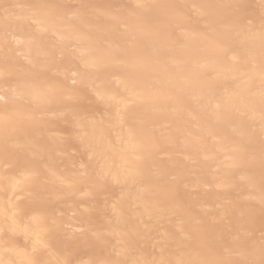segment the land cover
<instances>
[{
  "label": "bare ground",
  "instance_id": "bare-ground-1",
  "mask_svg": "<svg viewBox=\"0 0 264 264\" xmlns=\"http://www.w3.org/2000/svg\"><path fill=\"white\" fill-rule=\"evenodd\" d=\"M205 2L0 0V264H264V0Z\"/></svg>",
  "mask_w": 264,
  "mask_h": 264
},
{
  "label": "rangeland",
  "instance_id": "rangeland-1",
  "mask_svg": "<svg viewBox=\"0 0 264 264\" xmlns=\"http://www.w3.org/2000/svg\"><path fill=\"white\" fill-rule=\"evenodd\" d=\"M205 1H206V2H205L206 5H208V4H209V2H208L209 0H205ZM241 1H242V0H241ZM249 1H250V2H249ZM207 2H208V4H207ZM210 2H211V1H210ZM243 2H244V3H243ZM243 2H239V3H241V4L238 5V6H236V9H235V11H236V10L239 8L236 12H239V11L241 10V11L239 12L240 14H239V13H236V12H234V11H233V14H231V13H232V9H231V12H229V13H230V14H229V13L227 12V9L225 10V11L229 14V16L231 15L230 17H232V21H233V22H234V20L236 19V20H243L242 23H243V22L245 23L244 19L248 21L249 17H251L250 15L253 14V13H252L253 10L255 11V8H256V7L253 6V5H254L253 3H251L252 0H245V1L243 0ZM245 2H246V3H245ZM249 3H251V6L253 7V10H252V7L248 5ZM212 4H213V3H212ZM242 4H244V5H242ZM214 5H215V4H214ZM235 5H237V4H235ZM211 6H212V5H211ZM215 6H216V5H215ZM232 6H234V5H232ZM207 7H210V5H208ZM230 7H231V6H230ZM230 7H228V11H229V8H230ZM241 7H242V9H243V8H244V9L242 10ZM210 8H211V7H210ZM233 8H235V6H234ZM208 9H209V8H208ZM213 9H214V12L217 11V14H218V15H219L218 11H219L220 14H221V11H222V10H219L220 7H218V9H217V7H214V6H213ZM247 9H248V10H247ZM250 9H251V11H250ZM177 11H178V10H177ZM180 11H182L183 13H179V11L176 12V13H178V14H180V15H178V14L176 15V13H175V17H176V16H177V17L180 16L179 19H178V22L175 20V24H176V25L179 23V21H180L181 18H183V17L186 18V17L188 16L186 19L183 18L185 21L182 19L185 23H186V22L188 23L189 21H186V20H189V19H190V17H189L190 15H187L188 12H186V14H185V13H184V10L180 9ZM212 11H213V10H212ZM173 12H175V11H173ZM173 12H172V13H173ZM242 12H243V13H242ZM212 13H213V12H212ZM222 13H223V12H222ZM224 13H225V12H224ZM235 13H236V17H237L238 19H237V18H234L233 15H235ZM248 13H249L250 15H249ZM251 13H252V14H251ZM188 14H189V13H188ZM228 14H227V16H228ZM170 15H172V14H170ZM173 15H174V13H173ZM183 15H184V16H183ZM186 15H187V16H186ZM212 15H214V14H212ZM242 15H244V16H246V17L243 16V18H244V19H243V18H241ZM215 16H217V15H215ZM229 16H228V17H229ZM169 17H170V16H169ZM172 17H174V16H171V18H172ZM177 17H176V19H177ZM212 17H213V16H212ZM212 17H211V18H212ZM171 18H170V20H171ZM233 18H234V20H233ZM174 19H175V18H174ZM228 19H230V18H228ZM172 20H173V18H172ZM172 20L169 21V22L166 24V26H168V27H172L171 25L174 24V20H173V24H171V23H172ZM182 20L180 21V24L183 22ZM212 20H214V22H215V20L217 21L218 19H217L216 17H214V18H212ZM232 21L229 20V23H228V24H227L228 21H227V22L224 21V23L226 24V25H225V24L223 23V21L219 20V21H217V22H219L218 24H221V25H216V27H218V26H224V25H225V26H229V24H231L230 26L233 27L234 25H232V23H233ZM247 21H246V22H247ZM214 22H213V23L211 22L212 25L214 24ZM231 22H232V23H231ZM239 22H240V21H237L236 23L234 22V24H236V26L234 27L233 30H235L236 28H238V27H237V23L239 24ZM215 23H216V22H215ZM242 23H240V25H241L240 27H242ZM169 24H171V25H169ZM175 24L173 25V27L176 26ZM244 25H245V24H244ZM163 26H164V25H163ZM193 26H194V25H193ZM193 26H192V27H193ZM230 26H229V27H230ZM238 26H239V25H238ZM173 27H172V29H169V30H173V31H174ZM192 27H191V28H192ZM194 27L196 28V26H194ZM194 27H193L191 30H193ZM198 27H200V26L198 25ZM231 27H230V28H231ZM240 27H239V28H240ZM214 28H215V27H214ZM162 29H165V28L163 27ZM167 29H168V28H167ZM167 29H166V31H167ZM199 29H200V28H199ZM164 31H165V30H164ZM197 31H199V32H198V33H199V34H198L199 37H200V35H201L202 38H203L204 40H205V38L207 37V39H206L205 41L208 40V37H209L208 34L206 35V37H203V35H205V32L203 33V30H202V33H201V32H200L201 30H196V33H197ZM225 31H227L228 34H230V33L233 32L231 29H227V28H226ZM170 32L173 33L172 31H170ZM170 32H169V33H170ZM193 32H194V31H193ZM227 32H226V33H227ZM194 33H195V32H194ZM196 33H195V34H196ZM200 33H201V34H200ZM226 37H227V39H228V37H229V40H230L229 42H231L230 35H227ZM226 37H225V38H226ZM200 38H201V37H200ZM202 38H201V39H202ZM227 39H226L225 41H227ZM221 40H222L223 43H226L223 39H221ZM217 41H218V40H217ZM227 42H228V41H227ZM229 42H228V43H229ZM228 43H227V44H228ZM229 44H231V43H229ZM220 45L223 47V44L221 43V41H220V44L218 43V45H217V46H219V47H218V52H217V50H216L217 48H215V53L218 54L217 57H218L219 60H221V58H222L223 60H225V61L222 62V63H224V62H226V58H227L226 54L230 52V51H227V53H226V48H227V49L229 48L228 50H230V49H231V48H230L231 45H230V46H227L226 44H224V45L226 46V48L224 47L223 50H220V48L222 49V47H221ZM217 54H216V55H217ZM216 55H215V56H216ZM225 56H226V58H225ZM217 57H216V58H217ZM221 61H222V60H221ZM262 64H263V63H262ZM261 67H263V69H264V66L261 65ZM76 96H77V97H83V94H82L81 91L77 90V91H76ZM79 105H80V104H79ZM79 105H76V107H75V106H73V107H74L75 109H77V110H78V109H79V110H80V109L82 110L83 108H84V110H85V109H88L87 111H93V110L96 109L95 106L92 105V104H87V105L81 104L80 106H79ZM85 107H86V108H85ZM74 108H73V109H74ZM255 214H256V213H255ZM255 214H254V215H255ZM258 215H259V214H258ZM257 217H258V216H257ZM259 217H260V216H259ZM252 219H253V220H254V219L257 220V218H255V216H254ZM256 220H255V221H256ZM259 220H260V219H259ZM255 221H254V222H255ZM252 222H253V221H252ZM258 222H259V221H258ZM258 222H257V223H258ZM261 222H262V220L260 221V223H261ZM255 225H257V224H256V223H252V226H255ZM258 225H259V224H258Z\"/></svg>",
  "mask_w": 264,
  "mask_h": 264
}]
</instances>
